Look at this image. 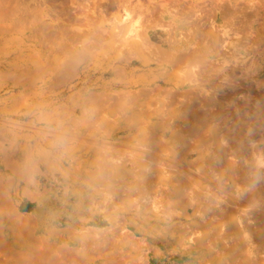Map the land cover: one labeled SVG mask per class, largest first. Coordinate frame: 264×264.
<instances>
[{
    "label": "rangeland",
    "instance_id": "obj_1",
    "mask_svg": "<svg viewBox=\"0 0 264 264\" xmlns=\"http://www.w3.org/2000/svg\"><path fill=\"white\" fill-rule=\"evenodd\" d=\"M168 8L149 0H0V264H215L201 250L186 251L187 228L200 223L195 208H162L161 163L173 161L163 143L184 139L180 127L204 116L206 105L217 123L231 121L237 103L245 119L264 125L253 104L264 112V57L254 67L250 56L235 62L216 35L219 45L206 50L225 66L189 82L175 60L192 41L189 19ZM226 67L242 88L223 79L231 76ZM201 86L208 97L195 91ZM183 147L182 160L193 161ZM40 195H49L53 216L37 226Z\"/></svg>",
    "mask_w": 264,
    "mask_h": 264
},
{
    "label": "bare ground",
    "instance_id": "obj_2",
    "mask_svg": "<svg viewBox=\"0 0 264 264\" xmlns=\"http://www.w3.org/2000/svg\"><path fill=\"white\" fill-rule=\"evenodd\" d=\"M149 1L156 4L164 13L171 8H168L169 5L176 8L179 13L183 9L181 14L189 19L190 28L184 33L186 38L191 37L192 41L188 40V47L181 53H175L176 62L181 63V73L189 77V80L187 79L189 82L198 84L199 76L205 72L206 74L211 72L212 68L220 69L219 64L224 65L222 60L216 65L215 61H219V59L210 62L209 57H212L213 54L206 50L209 46L212 47L209 43L218 44L219 38L221 45H218L223 51L227 49L234 51L232 52L233 58H231V53L227 52L235 62L238 57L241 59L242 55H245L246 60L250 56L253 59L249 57L248 62L251 59L252 63H250L254 67V59L264 57V26L261 23L264 20V0ZM128 20L129 14H126L121 22ZM137 29L138 27L133 26L127 34L135 33ZM184 33L181 36L185 37ZM150 44H152L151 40L147 36L146 54H149L147 50L152 51L153 49ZM153 51L150 53L152 54ZM158 51L161 53L162 50ZM246 60L243 58L241 62ZM238 61L240 60L238 59ZM255 63L257 64V61ZM248 66L250 65L248 64ZM226 72L229 74V70ZM206 77L208 78V76ZM223 77L224 80L227 78V82L234 84V88L235 86L236 89L240 86L242 88L240 82L239 86L235 85L238 80H233L232 75ZM256 84V87L258 84L260 86V83ZM153 88L150 89L154 90ZM158 88L159 86L155 88V91L161 90V87ZM155 91L149 90L151 93ZM195 91L203 97H208L207 94L210 92L202 86ZM249 95L251 96V94ZM246 98V104H248L247 102L251 100L248 98V94ZM197 104L201 106L202 103ZM253 104L257 107L256 109L252 106L257 110L255 114L262 116L264 114V112L262 113L263 107L257 99ZM206 106V109L201 106L203 111L197 107L201 109V113H204V116L201 114L203 118L198 113L197 118L192 121L193 123L190 122V124L187 123L188 126L180 127L181 132L186 135L184 139L182 138L180 141L170 139L165 143L161 141L166 154L163 153L168 157L172 156L173 159V161L165 163L162 160L161 163L163 171L160 173L161 181L157 184L161 186L162 196L166 199V204L164 205L163 202L162 208L167 206L168 210H179L185 205L195 208V215L200 223L187 228L188 233L185 235H188L189 243L185 248L188 255L194 256L197 251L201 250L204 254L207 253L212 257V262L214 261L215 264L219 260L221 264H224L226 260H229L230 264H264V125L260 122H253L244 114L245 119L241 115L242 112L239 111L242 108L238 110L239 104L237 105V103L238 108L234 106L235 109H233L234 107L231 109L233 112L230 111L234 118L228 122L225 120L226 122L217 123L216 113L210 111V108L208 109L211 105ZM243 112L245 113V111ZM177 127L179 126L177 125ZM180 145L186 147V150L184 147L182 150L184 156H195L194 160H191L192 162L182 160L183 157L178 152L179 150L176 151ZM49 200V195L35 197L33 216L37 226L46 223L53 216V212L49 208ZM146 201L152 205L155 211L161 207L153 198ZM74 211L72 208V219H75ZM198 260L199 258H195V264H198Z\"/></svg>",
    "mask_w": 264,
    "mask_h": 264
}]
</instances>
